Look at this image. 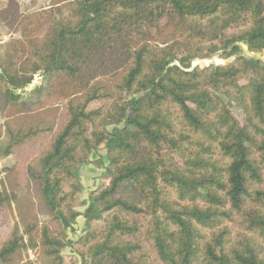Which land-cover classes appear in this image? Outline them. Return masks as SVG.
Segmentation results:
<instances>
[{"label":"trees","instance_id":"obj_1","mask_svg":"<svg viewBox=\"0 0 264 264\" xmlns=\"http://www.w3.org/2000/svg\"><path fill=\"white\" fill-rule=\"evenodd\" d=\"M0 20L19 34L0 59V264H264V55L236 45L264 51V0H6ZM204 45L235 57L191 67Z\"/></svg>","mask_w":264,"mask_h":264},{"label":"rangeland","instance_id":"obj_2","mask_svg":"<svg viewBox=\"0 0 264 264\" xmlns=\"http://www.w3.org/2000/svg\"><path fill=\"white\" fill-rule=\"evenodd\" d=\"M18 1V4H19V7H20V11L22 13H27V12H30V11H33V10H37V9H40V8H45L49 5V0H17ZM5 2L6 0H0V7H2V5L4 6L5 5ZM2 9V8H1ZM3 24L0 20V59L2 58L3 56V51H4V46H5V42L10 38V37H17L19 36V34H11L9 32H6L5 28L2 27ZM214 32L209 29L208 30V35L211 37V35L213 34ZM239 33V31H231L229 33V35H235ZM223 45V42L219 43L218 44V48H220L221 46ZM236 45L238 46L237 48V54H240V55H243L244 57L246 58H249V59H262L263 58V55H264V51L261 52V53H253V52H249L247 50V47L241 43V42H237ZM231 46H229L227 48V50L230 48ZM223 50H218V51H215L213 53L209 52L208 51V46L207 45H204L202 47V50H201V54L203 56L202 59H194L192 61V65L193 63H197V65H202L205 61L208 60V58L211 57V55H218L214 58H210L209 59V64H214V65H217V64H224V63H227L229 61H231L232 59H234L235 56H231V57H227V58H221V54H222ZM216 63V64H215ZM208 64V65H209ZM191 65V67H192ZM201 67V66H200ZM206 67V66H204ZM45 80H44V77L42 75H40L39 73H36L32 80H31V83L25 87L22 91H19L22 93V96L23 98L25 99H30V100H33L35 98L34 94L33 93H30L36 86L38 85H41V84H44ZM100 103H97V104H93V106H97L99 105ZM231 109H232V112L233 114L238 117L239 119L242 118V113L240 111V109H238L236 106L232 105L231 106ZM3 122V120L1 119L0 117V124ZM4 144V140L2 139V137L0 136V147L3 146ZM104 152H100L102 158L104 157ZM93 154V153H91ZM96 154V153H95ZM92 156V155H91ZM94 156V155H93ZM98 156V154H97ZM95 157V156H94ZM94 159V158H93ZM97 160V159H96ZM89 161H90V155H89ZM92 161L94 160H91L90 162L92 163V165L95 167V168H99V169H102L103 171V164H104V161L103 159L101 160V163L97 164V163H93ZM15 162V157L14 155H9L7 157H4V158H0V168L4 167V166H11L12 164H14ZM89 163V162H88ZM85 164V163H84ZM83 165V164H82ZM78 168V178H79V183L82 185V191L77 195V201L79 203H81L80 205L76 206V211H83L84 207H85V204H86V200L88 198V193L91 191V190H94L97 186H99V184L101 183V180L99 178V176L95 177L92 179V181H95V184L94 185H91L89 187H86V184L88 182V180L84 179L82 176L83 174L85 173H81V166ZM82 178L84 179L83 181H85L84 183L82 182ZM107 182V181H106ZM5 184L4 182V179H3V173L0 174V186L2 184ZM24 193V189H19L17 191V194H23ZM10 220H11V223L13 224L14 222H17V217L15 215V212L14 210L12 211L11 213V217H10ZM87 227V224H86V220L84 218H82L81 216H79L77 219H76V222L75 224H73V230L70 229V227L66 228V233L68 235V238L72 239V240H75L79 234L83 233V231L86 229ZM75 231V233H74ZM78 231V232H77ZM27 257L29 260H31L34 264V257L32 255V253L30 251L27 252ZM63 255H65L68 259L70 258H73L75 261H76V264H82L79 260L78 257L75 256V254L71 251L70 248H66L63 250Z\"/></svg>","mask_w":264,"mask_h":264},{"label":"crops","instance_id":"obj_3","mask_svg":"<svg viewBox=\"0 0 264 264\" xmlns=\"http://www.w3.org/2000/svg\"><path fill=\"white\" fill-rule=\"evenodd\" d=\"M2 7H3V5H2ZM2 7H0V9L2 8ZM4 26V25H3ZM2 26V27H3ZM3 28H5V27H3ZM5 30H6V32H8V30L5 28ZM92 155V156H91ZM95 157H94V156ZM94 158V159H93ZM96 159H98V156H97V154H95V153H93V154H90V161L91 160H96ZM103 159V161H104V164H105V156L102 158V156H101V160ZM103 164V165H104ZM101 171H102V169H97V168H95L93 165H92V163L91 162H89V163H85V164H83L82 166H81V173H85V174H83V178L86 180H88V182L87 183H85L86 184V187H89V186H91V185H94L95 184V181H92V179L93 178H95V177H97V176H99L100 175V173H101ZM82 178V182L84 183L85 181H83L84 179ZM78 232V231H77ZM74 233H75V231H74Z\"/></svg>","mask_w":264,"mask_h":264},{"label":"water","instance_id":"obj_4","mask_svg":"<svg viewBox=\"0 0 264 264\" xmlns=\"http://www.w3.org/2000/svg\"><path fill=\"white\" fill-rule=\"evenodd\" d=\"M217 55H218V53H217ZM217 55H211V57L210 58H214V57H216ZM210 58H208V60L207 61H205L202 65H199V66H201V67H204V66H208V64H209V59ZM216 64V63H215ZM195 65H197V63L195 62V63H193V65H192V67H194Z\"/></svg>","mask_w":264,"mask_h":264}]
</instances>
